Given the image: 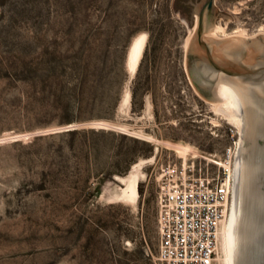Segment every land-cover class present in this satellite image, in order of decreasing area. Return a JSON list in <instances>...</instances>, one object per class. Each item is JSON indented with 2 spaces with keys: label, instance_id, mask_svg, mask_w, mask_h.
I'll list each match as a JSON object with an SVG mask.
<instances>
[{
  "label": "rangeland",
  "instance_id": "rangeland-1",
  "mask_svg": "<svg viewBox=\"0 0 264 264\" xmlns=\"http://www.w3.org/2000/svg\"><path fill=\"white\" fill-rule=\"evenodd\" d=\"M173 1L0 0V264H155L161 169L192 161L214 175L226 164L240 136L188 80L197 25ZM214 8L233 19L217 37L264 33V0ZM83 76L113 86L112 120L81 100ZM135 166L131 205L119 194Z\"/></svg>",
  "mask_w": 264,
  "mask_h": 264
},
{
  "label": "water",
  "instance_id": "water-1",
  "mask_svg": "<svg viewBox=\"0 0 264 264\" xmlns=\"http://www.w3.org/2000/svg\"><path fill=\"white\" fill-rule=\"evenodd\" d=\"M172 8L188 28L197 25L184 58L195 93L208 103L229 101L241 117L225 230L229 264H264V33L248 39L214 36L213 30L223 33L233 21L214 8V0H174Z\"/></svg>",
  "mask_w": 264,
  "mask_h": 264
},
{
  "label": "built area",
  "instance_id": "built-area-1",
  "mask_svg": "<svg viewBox=\"0 0 264 264\" xmlns=\"http://www.w3.org/2000/svg\"><path fill=\"white\" fill-rule=\"evenodd\" d=\"M239 140L224 154L233 163ZM233 181L222 167L209 175L195 162L161 169L156 195L155 264H217L218 231L231 211Z\"/></svg>",
  "mask_w": 264,
  "mask_h": 264
},
{
  "label": "bare ground",
  "instance_id": "bare-ground-1",
  "mask_svg": "<svg viewBox=\"0 0 264 264\" xmlns=\"http://www.w3.org/2000/svg\"><path fill=\"white\" fill-rule=\"evenodd\" d=\"M218 32H221V31L213 30L212 34L214 36H216ZM229 37L231 39H235V38L248 39V38H250L244 32H241V33L235 34L232 37L231 36H229ZM229 37H227V38L225 37V38L230 39ZM145 40H146V34H140L133 40V43L131 45V49H130L129 56H128V67L131 69L132 73L135 72L136 67H137V65L141 59ZM213 109L216 113H220L223 116V118L229 124L234 126L238 130V134L240 136L241 117L233 112L231 103L229 101H224L221 103H215V104H213ZM149 139H153V138L149 137ZM239 144H240V141H239ZM177 148L181 153H185V151H186V149H184L182 147H177ZM218 164L220 166H223V168L229 170L230 177L232 178V181H233L235 161L233 163H231V165L230 164H224V163H218ZM231 166H232V168H231ZM141 176H142V173L139 171L138 167L135 166L133 168V170L122 179L123 184H124V188L120 189L119 197L122 200H124L125 202H127L128 204L134 205L136 203L137 196H138V192H137L138 188L137 187H138ZM230 216H231V211L227 215L225 220L222 222V224L219 228V231H218L217 247H216L217 264H229L227 248H226L225 230H226V227L229 223Z\"/></svg>",
  "mask_w": 264,
  "mask_h": 264
},
{
  "label": "trees",
  "instance_id": "trees-1",
  "mask_svg": "<svg viewBox=\"0 0 264 264\" xmlns=\"http://www.w3.org/2000/svg\"><path fill=\"white\" fill-rule=\"evenodd\" d=\"M82 78L83 79H81V83H80L81 94H82L81 100L85 101L84 102L85 104H89L91 106H94L95 104H99L100 106H102V113H99L96 116V119L112 120L113 112L115 108V100L114 97L112 96L113 86L108 83L105 84L102 83L101 85L92 84V83L88 84L84 76ZM98 89L100 90L99 96L96 94ZM77 106H79L78 103ZM75 132L76 130H72L66 133L73 135ZM108 134L111 135L110 132H108Z\"/></svg>",
  "mask_w": 264,
  "mask_h": 264
}]
</instances>
